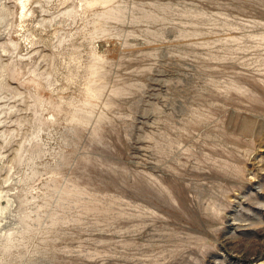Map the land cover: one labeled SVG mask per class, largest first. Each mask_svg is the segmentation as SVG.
<instances>
[{"label":"rangeland","instance_id":"374dc122","mask_svg":"<svg viewBox=\"0 0 264 264\" xmlns=\"http://www.w3.org/2000/svg\"><path fill=\"white\" fill-rule=\"evenodd\" d=\"M0 209V264H264V0H0Z\"/></svg>","mask_w":264,"mask_h":264},{"label":"bare ground","instance_id":"6f19581e","mask_svg":"<svg viewBox=\"0 0 264 264\" xmlns=\"http://www.w3.org/2000/svg\"><path fill=\"white\" fill-rule=\"evenodd\" d=\"M1 208H2V206H1ZM1 210V209H0Z\"/></svg>","mask_w":264,"mask_h":264}]
</instances>
